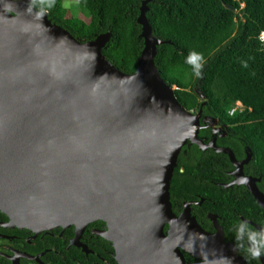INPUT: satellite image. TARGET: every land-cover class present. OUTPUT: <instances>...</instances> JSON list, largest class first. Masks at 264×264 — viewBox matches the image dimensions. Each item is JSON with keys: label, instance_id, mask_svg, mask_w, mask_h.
I'll return each instance as SVG.
<instances>
[{"label": "water", "instance_id": "obj_1", "mask_svg": "<svg viewBox=\"0 0 264 264\" xmlns=\"http://www.w3.org/2000/svg\"><path fill=\"white\" fill-rule=\"evenodd\" d=\"M149 1L136 19L143 47L129 74L102 53L110 31L78 40L32 0H0V211L35 231L80 233L102 221L119 264H246L216 220L209 233L189 203L172 210L170 181L188 143L228 157L234 179L221 186H243L263 210L264 193L260 177L243 172L251 149L238 160L218 145V119L187 110L162 79L155 57L168 41L152 32ZM201 121L210 138L199 135Z\"/></svg>", "mask_w": 264, "mask_h": 264}, {"label": "trees", "instance_id": "obj_2", "mask_svg": "<svg viewBox=\"0 0 264 264\" xmlns=\"http://www.w3.org/2000/svg\"><path fill=\"white\" fill-rule=\"evenodd\" d=\"M63 1L32 0V4L46 10L52 22L78 40H91L110 31L102 53L120 71L133 73L143 47L141 26L136 20L143 0H75L88 12L87 22L69 15ZM223 4L234 6L236 11ZM147 6L146 17L153 34L168 41L157 47L155 57L162 79L176 87L174 95L187 110L201 109L202 116L215 117L228 127L229 133L218 139L219 145L230 147L236 158L244 157L245 146L251 149L252 158L245 170L260 177L258 187L264 191V43L260 39L264 32V0H150ZM196 90L204 95L203 99ZM236 102L243 109L230 115ZM206 132L201 128L199 135ZM187 157H196L198 163L186 162ZM214 158L220 159L219 179L206 167ZM227 158L210 149L200 151L196 145L186 148L185 153L181 150L170 181V202L173 210H178L182 200L197 199L195 193L219 197L214 207L225 220L227 239L243 250L248 264H261L252 249L239 243L238 234L245 232L248 242L263 257L264 236L232 213L236 209L264 227L259 220L264 210L243 186L240 188L250 200L251 212H245L244 206L226 193L233 187L223 188L208 181H226L223 169L229 167ZM181 166L188 171L180 172ZM200 207L215 210L210 202ZM194 208L199 210V206Z\"/></svg>", "mask_w": 264, "mask_h": 264}, {"label": "flooded vegetation", "instance_id": "obj_3", "mask_svg": "<svg viewBox=\"0 0 264 264\" xmlns=\"http://www.w3.org/2000/svg\"><path fill=\"white\" fill-rule=\"evenodd\" d=\"M201 124V128L207 131L202 135L210 138L213 134L211 127L204 126L203 121H201ZM221 126L224 125L219 123L218 121L216 126V128H219V131L216 133L217 143L219 138L227 137V134L229 133V129L227 126H225L224 129H222ZM223 133H226V135H221ZM202 135L200 134V136ZM192 145L195 144L188 143L184 146H186V148H189ZM184 146L181 149L183 153L186 152V148H184ZM209 149L210 148L206 149L205 151ZM242 157L243 156L238 157L237 159L241 160L244 158ZM185 161L198 163V159L196 157H187ZM178 165L179 163L178 161H176L175 167H177ZM206 167L208 168V170L213 171L211 174L214 175V177L218 179L220 178L221 165L219 158L208 160V164ZM233 169L234 168L229 161V167L223 169V177L224 179H226V181H220L218 179L214 181L212 179H209L208 181L219 186H221V183H229L234 179V176L231 174V171ZM184 170L185 172L188 171L182 166L179 168L180 172H183ZM243 172L245 175L251 174L245 170V165L243 167ZM259 182H257V185ZM230 187H233L234 189L227 190L226 193L232 194L233 197H235V199L244 206L245 212H251L250 200L243 194V191L240 188L241 185H232L223 188ZM262 192L264 193V191ZM194 196L197 199L182 200V207L180 209L173 210L172 208L174 213L176 215H179L184 208V204L189 203L191 215H193L199 225L209 233L214 232V226L212 222L213 218L222 227L225 241L232 243L236 247L238 254L244 257L242 252L243 250L238 248L231 240L227 239L226 237L225 220L223 219L217 208L214 207L215 204L219 203V197H204L198 193H195ZM204 202H210L215 210H207L206 207H200ZM195 206H199L198 211L195 210ZM232 215L236 216L242 223L247 224L249 227L253 226L248 222H253L264 229V227L257 223L256 220H253L248 215L238 213L236 209H234ZM231 220H234V218H231ZM259 220L264 223V213L260 212ZM105 230V223H102V221H94L86 225L80 233H78V230L74 225H70L68 227L57 226L35 231L27 227H18L16 225L10 224L9 218L0 211V264H119L115 256L114 247L108 240L104 239L100 235V232ZM243 234H238L239 243L241 245H245L247 248L252 249L254 254L260 261L256 246L248 242L247 237ZM184 256L186 260L192 261V259L189 258L186 254H184ZM244 259L246 260L245 257ZM246 264H248L247 260Z\"/></svg>", "mask_w": 264, "mask_h": 264}, {"label": "rangeland", "instance_id": "obj_4", "mask_svg": "<svg viewBox=\"0 0 264 264\" xmlns=\"http://www.w3.org/2000/svg\"><path fill=\"white\" fill-rule=\"evenodd\" d=\"M63 5L67 8L69 15L80 18L85 22L89 21L88 12L75 0H64Z\"/></svg>", "mask_w": 264, "mask_h": 264}, {"label": "built area", "instance_id": "obj_5", "mask_svg": "<svg viewBox=\"0 0 264 264\" xmlns=\"http://www.w3.org/2000/svg\"><path fill=\"white\" fill-rule=\"evenodd\" d=\"M260 39H261V41L264 43V33L261 34ZM242 109H243V106L241 105V103L236 102L235 106L232 107V108L229 110V114L232 115V114H234L236 111H241Z\"/></svg>", "mask_w": 264, "mask_h": 264}, {"label": "clouds", "instance_id": "obj_6", "mask_svg": "<svg viewBox=\"0 0 264 264\" xmlns=\"http://www.w3.org/2000/svg\"><path fill=\"white\" fill-rule=\"evenodd\" d=\"M262 33H264V32H262ZM262 33H261V34H262ZM261 34H260V36H261Z\"/></svg>", "mask_w": 264, "mask_h": 264}]
</instances>
